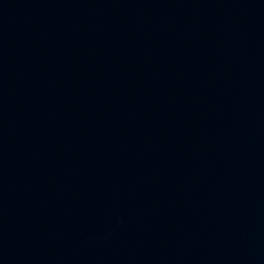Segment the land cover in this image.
Masks as SVG:
<instances>
[{
    "label": "water",
    "instance_id": "water-1",
    "mask_svg": "<svg viewBox=\"0 0 264 264\" xmlns=\"http://www.w3.org/2000/svg\"><path fill=\"white\" fill-rule=\"evenodd\" d=\"M0 264H264V0H0Z\"/></svg>",
    "mask_w": 264,
    "mask_h": 264
}]
</instances>
